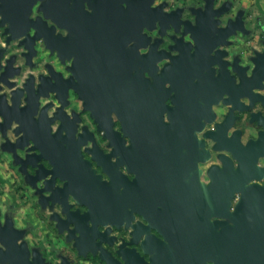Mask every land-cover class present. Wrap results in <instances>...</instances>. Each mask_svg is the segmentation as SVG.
I'll list each match as a JSON object with an SVG mask.
<instances>
[{
    "label": "water",
    "instance_id": "obj_1",
    "mask_svg": "<svg viewBox=\"0 0 264 264\" xmlns=\"http://www.w3.org/2000/svg\"><path fill=\"white\" fill-rule=\"evenodd\" d=\"M84 1L72 0L69 5V0H0V28L5 36L0 46V90L8 89L7 95L0 93V151L11 155L25 183L34 189L37 203L42 208L48 205L58 232L66 233L65 240L80 256L90 249L96 253L94 242L99 246L107 230L99 226L128 224L136 213L143 220L137 225L146 232L143 247L151 253L147 264H264V185L251 182L264 171L256 165V155L250 157V144H240L238 150L221 145L219 133H209L216 142L214 149L229 151L238 167H233L232 157L219 153L222 165L212 163L206 171L209 181L201 178L200 163L210 159V152L198 132L204 120H212V105L221 96L205 85L203 77L211 61H202L213 47V43L208 49L203 46V21L198 17L200 32H192L194 50L176 43L178 53L158 71L156 62L163 55L155 44L139 54L138 49L148 44L143 28L153 27L157 19L162 29L170 21L179 26L175 13H165L162 4L152 7L153 0H89L91 10ZM37 2L41 15L33 18L30 14ZM213 2L206 0L205 23L213 24L215 14L222 12L212 9ZM44 19L53 24L48 26ZM234 23L219 33L229 35ZM56 25L68 33L56 35ZM212 30L204 31L207 39ZM188 31L185 25L182 33ZM37 39L71 60L64 91L55 87L50 91L62 103L68 88L78 93L108 152L89 131L73 133L72 128L70 133H60L62 119L56 111L45 121L44 133L26 132L17 112L31 116L34 110L28 107L47 92L41 82L16 86L15 55L5 58L4 53L17 41L28 57ZM79 65L90 80L82 89L75 83ZM54 120H59V128L51 133L48 123ZM8 128L14 133H5ZM57 178L62 185L55 184ZM235 193L240 196L233 203ZM69 197L86 209H72ZM55 204L60 213L53 209ZM21 235L17 230L10 243L3 237L0 242L7 249ZM21 245L26 260L25 242ZM119 253L126 264L127 257ZM98 256L105 264H116L102 248ZM61 259L59 264H69L65 255Z\"/></svg>",
    "mask_w": 264,
    "mask_h": 264
},
{
    "label": "flooded vegetation",
    "instance_id": "obj_2",
    "mask_svg": "<svg viewBox=\"0 0 264 264\" xmlns=\"http://www.w3.org/2000/svg\"><path fill=\"white\" fill-rule=\"evenodd\" d=\"M176 1V2H175ZM89 0L83 2L85 8L91 10L89 7ZM121 2V1H120ZM72 0H69V5ZM40 2H37L33 8L31 17L35 18L41 15V11L38 9ZM124 6L126 3L122 2ZM162 4V10L165 13H175L174 20L179 23L173 25L169 22L167 27L161 28L159 20L155 21L153 27L143 28V33L148 38V44L145 47L139 48V54H145L148 52L151 44H155L158 52L162 53V57L157 60L156 65L158 71L167 63L170 62V57L177 54L178 50L175 49L176 43L180 45H189V51L194 50L195 41L193 33H199L200 28L197 24V19H201L205 24L203 26L202 38L203 46L210 48L213 43V47L208 52L209 58H205L202 63H211L204 67L203 77L206 78L205 85L207 87H213L214 91H220L221 96L217 103H213L212 120H204L203 129L198 132L200 137L204 138L205 148L210 152V159L205 163H200V167L203 169L201 178L207 182L209 177L207 176V168L212 163L222 165L219 159V153H224L227 156L232 157L231 153L226 149L221 151L215 150V141L211 138L209 133H219L220 144L229 145L239 150V145L246 146L250 144V157L251 154L256 155L255 163L264 171V28L260 20H256L253 23L248 22V18L244 17V12L241 7H234L231 0H214L212 9H220V14H215V22L213 24L205 23V17L209 15L206 11V0H182L178 3V0H153L152 7H156ZM48 26L53 24L50 19H44ZM186 22V24L184 23ZM229 22H235L233 30L229 35H221L219 31L226 27ZM187 26L188 32L182 33L184 26ZM212 30L208 37H205V30ZM1 43L4 45L5 36L2 35V29L0 28ZM193 32V33H192ZM54 33L56 35L65 36L68 30L63 27L55 26ZM64 44V42H63ZM14 50L9 52L11 44L7 47L4 53V57L15 55L14 65L19 67V72L13 77V81L16 82V86L21 87L25 82L29 86H35L39 82L42 83V89H45L47 94L40 95L37 98V103L30 105L29 110H34L32 115H25L21 112H17V117L20 119L23 127H26L27 133H44V126L47 123V118L51 117L52 112L56 111L59 117L62 119V127L60 133H70L73 128V133H82L89 131L94 133L99 146L104 152H108L110 148L106 146V140L101 137V133L96 130V123L91 116L90 111L84 109L83 99L78 96L72 88L67 89L65 94L64 103L60 102L55 93L50 91L52 87H55L63 92L65 86L69 83V77L71 71L68 66L71 64V60L61 58L56 52H52L47 48L41 39L34 41V50L28 57L23 54L24 50L17 44V41L12 42ZM17 51V52H15ZM77 75L75 76V83L80 89L87 87L89 77L83 75L81 72V65H79ZM212 69L210 75L209 70ZM168 85V83H167ZM44 91V90H43ZM0 93L8 94V89L2 87ZM170 103V99L166 100ZM23 104V102H22ZM166 118V114H165ZM46 121V123H45ZM59 120L49 122L50 132L54 133L58 131ZM68 129H66V128ZM5 133H14L13 128H8ZM206 134V135H205ZM205 135V136H204ZM13 138V135H10ZM23 153V152H21ZM85 157H89V154L84 152ZM233 167H238V161L232 157ZM45 167L50 165L46 160H42ZM92 165L96 168L97 172H100V167L96 166L95 162ZM18 170V166L14 165ZM122 171L126 173V169L121 167ZM29 171H33L28 167ZM22 180L24 181V176ZM129 177H132L130 173H127ZM107 178L105 174L102 176ZM251 182H257L264 185V172L259 179H252ZM63 181L56 179V185H62ZM31 189L34 194V189ZM240 194L235 193L233 198L236 201ZM37 201V195H36ZM69 201L73 203L72 209L78 208L80 211H84L86 208L84 205H78L75 201L69 197ZM38 210L36 211V219L39 221V226L36 228L28 221L24 225H19L16 222L18 218L17 214H14L10 207L4 210L0 208V237H3L9 243L15 238V232L21 230V237L15 239L16 245L10 248L2 245L0 242V264H59L62 261V256L65 255L69 260V264H76L75 260L89 261V264H105L98 256L101 248L105 251L112 262L116 264L124 263L125 259L119 251L123 252L127 257L128 262L126 264H147L150 260L149 252L145 251L143 247V241L145 240L146 232H143L142 226L137 222L143 221L139 214L135 213V217L127 224L126 221L121 224H110L109 226H99V230L104 231L103 241L98 246L96 241L93 247L96 249V253L91 249L85 256H78L77 251L72 246V242L65 240V232L59 233L55 227V222L50 219V210L48 205L42 208L39 204H36ZM53 209L60 213L61 208L58 204L53 206ZM44 212H47L44 215ZM52 225V226H51ZM51 226L54 230V235L63 240L64 246L51 243L48 239H45V233L48 232V227ZM42 234L36 236L33 232L36 229H40ZM136 232V235L134 234ZM152 233L157 236H161L154 228L151 229ZM55 239V238H54ZM46 240V241H45ZM55 241V240H54ZM25 242L27 248L26 260L22 257L24 247L21 243ZM153 245L152 243H150ZM66 247V248H65ZM140 258V259H138Z\"/></svg>",
    "mask_w": 264,
    "mask_h": 264
},
{
    "label": "rangeland",
    "instance_id": "obj_3",
    "mask_svg": "<svg viewBox=\"0 0 264 264\" xmlns=\"http://www.w3.org/2000/svg\"><path fill=\"white\" fill-rule=\"evenodd\" d=\"M186 1L190 2V0ZM193 1L196 2V0ZM231 1L233 2L234 7L242 8L244 17L248 18L249 23L260 20L261 22H263L262 27L264 28V0ZM180 2H182V0H178V3ZM1 41L2 40L0 37V43ZM14 50L16 49L13 48V45L11 43L9 52H13ZM113 118L115 121L114 126L115 128H118L119 123L115 116ZM1 140L2 138L0 137V142ZM14 165L15 164L13 163L11 155L7 152L0 151V208L1 210H4L7 207L11 206L10 208L12 209L13 213L18 215V218L16 219L17 224L24 225L26 221H28L29 223H31V225H33V227L36 228L40 223L39 221H37L35 215L36 211L38 210L36 206V204H38L36 201V195L32 194L31 189L26 187L28 184L22 180V176L20 175L22 173L19 170H16L17 168ZM28 186L31 187L30 185ZM234 202L235 201L233 200V203ZM46 213L47 212H44V215H46ZM51 226L48 227V232L44 234L45 239L51 241L52 244L54 242V244L56 245L64 246L63 240L54 235L55 232ZM33 234H35L36 236H40L42 234L41 228L36 229ZM74 262H77L76 264H89V261H84V259H82L81 261L75 260Z\"/></svg>",
    "mask_w": 264,
    "mask_h": 264
}]
</instances>
